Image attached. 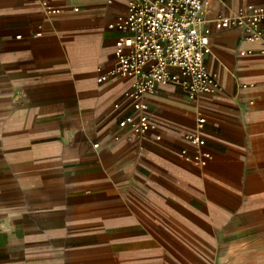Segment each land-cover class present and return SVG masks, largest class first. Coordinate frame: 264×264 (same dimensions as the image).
Returning a JSON list of instances; mask_svg holds the SVG:
<instances>
[{
    "label": "crops",
    "instance_id": "crops-1",
    "mask_svg": "<svg viewBox=\"0 0 264 264\" xmlns=\"http://www.w3.org/2000/svg\"><path fill=\"white\" fill-rule=\"evenodd\" d=\"M50 3L0 0V264H264V35L217 21L264 0L209 1L221 88L159 85L144 134L119 126L134 78L99 81L126 0Z\"/></svg>",
    "mask_w": 264,
    "mask_h": 264
},
{
    "label": "built area",
    "instance_id": "built-area-1",
    "mask_svg": "<svg viewBox=\"0 0 264 264\" xmlns=\"http://www.w3.org/2000/svg\"><path fill=\"white\" fill-rule=\"evenodd\" d=\"M55 10L50 0H44ZM210 0H126L125 11L109 25L122 33L118 40L116 62L99 81L123 75L134 78L132 89L126 94L133 103V113L119 121L121 128L144 134L154 128L153 122L138 116L146 109V96L161 84L180 86L191 100L215 95L221 88L216 73L205 63L210 28L206 27L205 11ZM223 28H237L249 40L264 35V4H245L233 15L218 16ZM138 113V114H137ZM205 118L197 119L196 128L202 130ZM185 138L202 148L205 138L199 132ZM203 157L209 153L202 151Z\"/></svg>",
    "mask_w": 264,
    "mask_h": 264
}]
</instances>
